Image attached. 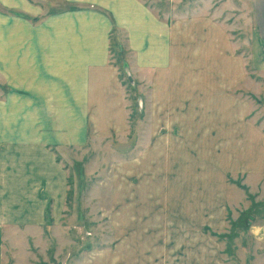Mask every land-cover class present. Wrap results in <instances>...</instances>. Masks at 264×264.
<instances>
[{
    "label": "rangeland",
    "instance_id": "obj_1",
    "mask_svg": "<svg viewBox=\"0 0 264 264\" xmlns=\"http://www.w3.org/2000/svg\"><path fill=\"white\" fill-rule=\"evenodd\" d=\"M140 1L152 14L172 24L207 17L218 21L234 42L231 49L237 47L247 69L251 32L246 28L237 30L244 22L241 15L237 19L233 13L242 10V4L234 12L230 6L239 0ZM66 3L70 2L0 0V207L7 209L3 203L8 199L20 202L25 195L34 197L36 185L29 183V176L46 171L34 164L42 152L29 153L31 145L43 144L65 180L61 199L41 190L42 201L31 202L33 210L43 211L47 228L57 225L64 229L57 233L63 240L56 249L54 229L50 234L46 232L52 236L50 244L32 249L38 254L42 251L38 260L31 259L32 264H58L55 257L59 264H183L179 261L186 257V250L180 251L178 246L190 238L192 248L198 252L196 264H264V184L254 189L244 176L230 175L221 190L210 184L217 173L211 158L200 166L181 150L177 155L170 151L169 156L167 143L162 151L152 150L153 129L161 122L154 124L151 116V70H135L125 48V32L115 25L109 32V65L118 70L128 109V129L121 135L102 136L89 125L88 135L78 140L77 128L88 120V114L56 106V97L61 99L58 87L46 83L53 57L25 54L26 44L30 49V38L38 40L39 31L47 32L55 26L53 18L78 9ZM233 20L237 26L232 25ZM237 40L243 42L238 45ZM259 85L252 89L256 95L248 98L259 112L253 110L249 117L258 125L261 122L264 131V88ZM138 98L143 103L141 109ZM86 106L74 109L84 111ZM195 122H201L200 127L211 126L215 119ZM158 131L164 136L168 126H159ZM188 162L186 171L191 170L195 178L189 176L191 181L186 185L177 175H183L182 167ZM31 165L34 167L26 168ZM199 170L202 178L198 177ZM47 172L53 174L54 169ZM24 176L28 177L27 183L22 182ZM221 207L224 220L218 225L215 214L219 218ZM150 228L158 238L137 245L136 239L149 235L146 230ZM2 243L0 264H11L8 244Z\"/></svg>",
    "mask_w": 264,
    "mask_h": 264
},
{
    "label": "crops",
    "instance_id": "obj_2",
    "mask_svg": "<svg viewBox=\"0 0 264 264\" xmlns=\"http://www.w3.org/2000/svg\"><path fill=\"white\" fill-rule=\"evenodd\" d=\"M66 1L70 2L66 5L78 6V9L53 18L55 26L47 32L39 31L38 40L30 38V49L27 50L26 44L25 54L53 57L49 61L53 64L47 67L46 75L49 77L50 74V77L46 83L58 87L61 99L56 97V106L88 114V120L77 128L79 141L88 135L89 125L93 126L95 134L102 136L109 133L121 135L128 129V109L124 104L118 70L109 65V32L115 25L125 32V48L132 57L135 70L144 73L151 70V116L154 124L161 122L157 129H153L152 150L162 151L167 143L169 156L170 151L177 155V151L181 150L198 161L200 166L204 160L211 158L216 162L217 173L212 176L214 181L210 184L221 190L230 175L244 176L246 183L254 189L264 184V131L261 122L258 125L250 119L251 111L258 113L259 109L252 105L253 100H248L250 94L256 95L252 89L260 87L259 84L264 88V0L230 3L232 12L239 7V3L242 4V10L237 9L239 12L233 14L237 19L241 15L244 22L239 27L238 22L233 20L232 25H238L237 30L246 28L251 32L247 44L251 45L252 52L247 69L240 52H236L237 47L231 49L234 42L229 40L224 27L209 17L172 24V21L161 20L152 14L140 0ZM222 15L223 12L220 13ZM233 36L237 33L233 32ZM240 42L243 41L237 40L238 45ZM59 87H66L67 90H60ZM81 104H86L87 109H74ZM137 104L141 109V99H137ZM193 117L195 120L189 122ZM203 118H214L215 122L211 126L200 127L201 122L196 124L195 121ZM166 125L168 132L162 136L159 126ZM29 149L28 152H35V155L42 152L41 158H36L34 164L46 172L29 176V183L36 185L34 197L25 195L19 198L20 202L8 199L3 203V207L8 208L0 207V245L3 241L7 242L11 264H32L33 257L38 260L42 251L38 254L32 249L40 250L43 245L50 244L52 236L49 237L46 232L50 234L49 231L54 229L55 249L63 240L57 233L64 229L57 225L47 228L43 211L33 210L31 202L42 201L41 190L57 200L61 199L64 176L43 150V144L31 145ZM188 165L189 162L182 167L183 175H177L186 185L195 178L191 170L186 171ZM30 167L34 165L26 168ZM52 168L53 174L48 173L47 170L52 172ZM199 172L198 177L202 178V171ZM27 178L24 176L22 182L27 183ZM20 191L24 192L23 187ZM220 210L219 218L215 214L218 225L224 220L222 207ZM146 232L150 234L136 239L137 245L139 241L158 238L151 228ZM191 240L178 246V250H186V257L183 256V261L179 263L198 262V252L192 248ZM219 253L222 254V251ZM55 260L59 264L58 257Z\"/></svg>",
    "mask_w": 264,
    "mask_h": 264
}]
</instances>
